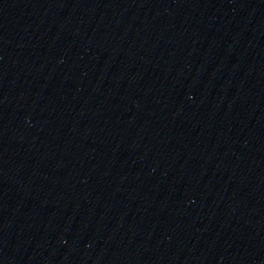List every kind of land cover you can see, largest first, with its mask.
Wrapping results in <instances>:
<instances>
[{"label": "water", "instance_id": "95a60500", "mask_svg": "<svg viewBox=\"0 0 264 264\" xmlns=\"http://www.w3.org/2000/svg\"><path fill=\"white\" fill-rule=\"evenodd\" d=\"M0 264H264V0H0Z\"/></svg>", "mask_w": 264, "mask_h": 264}]
</instances>
